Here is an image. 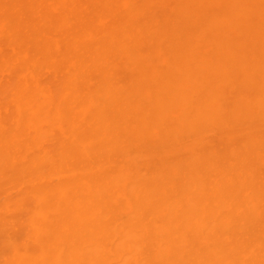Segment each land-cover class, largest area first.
Listing matches in <instances>:
<instances>
[{"label": "bare ground", "instance_id": "1", "mask_svg": "<svg viewBox=\"0 0 264 264\" xmlns=\"http://www.w3.org/2000/svg\"><path fill=\"white\" fill-rule=\"evenodd\" d=\"M0 264H264V0H0Z\"/></svg>", "mask_w": 264, "mask_h": 264}]
</instances>
